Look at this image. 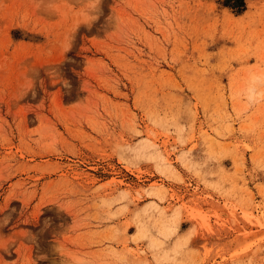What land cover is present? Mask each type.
I'll return each instance as SVG.
<instances>
[{
	"label": "rangeland",
	"instance_id": "374dc122",
	"mask_svg": "<svg viewBox=\"0 0 264 264\" xmlns=\"http://www.w3.org/2000/svg\"><path fill=\"white\" fill-rule=\"evenodd\" d=\"M232 4L0 0V264H264V0Z\"/></svg>",
	"mask_w": 264,
	"mask_h": 264
},
{
	"label": "trees",
	"instance_id": "16d2710c",
	"mask_svg": "<svg viewBox=\"0 0 264 264\" xmlns=\"http://www.w3.org/2000/svg\"><path fill=\"white\" fill-rule=\"evenodd\" d=\"M235 2H237L238 4H235V5H230V7H233V6H240V7H242V0H235ZM240 9H242V8H240Z\"/></svg>",
	"mask_w": 264,
	"mask_h": 264
}]
</instances>
